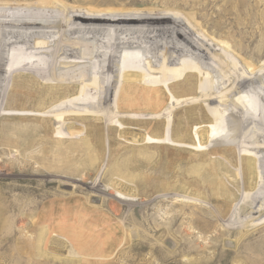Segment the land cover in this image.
<instances>
[{"label":"rangeland","instance_id":"rangeland-1","mask_svg":"<svg viewBox=\"0 0 264 264\" xmlns=\"http://www.w3.org/2000/svg\"><path fill=\"white\" fill-rule=\"evenodd\" d=\"M212 1L207 14L215 19L223 9L228 37L241 41L255 66L263 64L264 0ZM156 113L132 112L139 121L99 113L61 130L64 137L74 131V139L50 141L48 129L47 140L33 144L0 127V264H264V152L248 147L264 143V132L252 125L239 132L245 116L230 128L231 113L224 111L213 135H234L238 158L231 160L198 145L197 110L166 113L161 121ZM168 121L173 141L185 148L146 144L161 137ZM253 154L257 171L245 173Z\"/></svg>","mask_w":264,"mask_h":264},{"label":"bare ground","instance_id":"bare-ground-1","mask_svg":"<svg viewBox=\"0 0 264 264\" xmlns=\"http://www.w3.org/2000/svg\"><path fill=\"white\" fill-rule=\"evenodd\" d=\"M212 2L0 0V127L15 131V141L33 144L47 140L48 129L54 130L50 141L74 139V131L64 137L61 130L78 128L77 121L99 113L115 112L122 121H139L132 112L154 111L161 121L166 113L197 110L200 116L193 121L199 124L193 129L198 145L235 159L237 152L230 146L236 143L234 135L219 139L222 135L213 132L221 131L224 111L232 114L230 128L245 116L248 123L240 119L239 132L249 125L264 132V63L255 66L241 41L228 37L223 9L215 7V19L207 14ZM230 54L240 61L231 60ZM203 120L208 124L202 126ZM165 123L161 137H147L146 144L185 148L173 141L171 121ZM202 128L205 136L200 138ZM96 139L100 142L99 135ZM223 141L229 144L222 146ZM258 142L248 147L259 154L264 143ZM246 157L245 173L256 172L255 155ZM222 163L219 168L232 171Z\"/></svg>","mask_w":264,"mask_h":264}]
</instances>
